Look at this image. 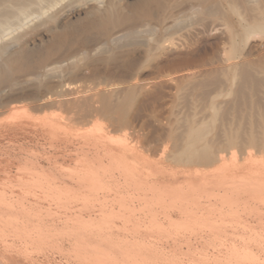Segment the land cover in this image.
I'll return each mask as SVG.
<instances>
[{"label":"bare ground","instance_id":"obj_1","mask_svg":"<svg viewBox=\"0 0 264 264\" xmlns=\"http://www.w3.org/2000/svg\"><path fill=\"white\" fill-rule=\"evenodd\" d=\"M173 1L0 0V114L9 113L0 118V264H264V99L256 95L264 82L255 74L264 56L247 58L264 44V0L247 1L257 17L246 0H226L249 21L241 58L227 67L228 99L223 107L212 99L201 126L185 113L193 122L167 129L174 149L133 138L162 96L159 85L86 95L73 88L90 70L131 69L137 41L95 55L90 47L119 25L160 18ZM200 1L202 13L216 15V0ZM226 22L235 38L239 28ZM82 47L81 62L62 63ZM53 59L58 65L46 69ZM58 71L65 75L56 93L48 73ZM197 83L203 92L216 84Z\"/></svg>","mask_w":264,"mask_h":264},{"label":"rangeland","instance_id":"obj_2","mask_svg":"<svg viewBox=\"0 0 264 264\" xmlns=\"http://www.w3.org/2000/svg\"><path fill=\"white\" fill-rule=\"evenodd\" d=\"M120 1L124 5H127V3L130 2V0H120ZM175 1H176V3H175ZM175 1H173L175 4H172L171 8H169L164 13L161 12L162 13L161 16H160V14L158 15V17H160V18L156 19L157 18L156 17L155 19L153 18L154 20L149 19L150 21L149 20L142 21V22L140 21L137 24L132 25L133 27H130V25H119L113 29V31H112L113 35H112L111 39L110 38H104V39L98 41L97 43H95L93 46L90 47V49H89L90 53L92 55H95V54H98L104 48L107 50L108 48L116 47L117 45L127 46V44L129 45V44H132V43L137 41L136 43H134V44H137V48H136L135 52H133V55L131 54V56H132V63L130 65L131 69H127V70L122 69V70H120L121 71L120 73L113 71L112 69L108 71V68L106 70H103L102 72L100 71L99 73H98V70L95 73H92V71L90 70V72H88V71L86 72V75H87V73L88 74L90 73L91 75L90 74L87 76L85 75V77L79 78L73 84V85H76L73 88H77V86L79 88L81 87L80 90H84L82 93L85 95L88 94L89 92L90 93L91 92L92 93L97 92L99 90V88L100 89H103V88L104 89H106V88L111 89V88L115 87V88H119L122 90L124 89V91H121V93H122V92H126L125 89L128 90L130 88V86H133L135 84L136 85L138 84L140 89H142L143 86L145 85L144 86L145 88H143L142 90L147 89L148 87L151 88L150 85H152V84L159 85V87L161 88V92H162L163 97L161 96V98L159 100L155 101V102H157V104L155 102H154L155 104L151 103L150 104L151 106L148 107L149 110L147 109L150 113L146 110L143 113L144 116H141V119L138 120V127L139 128L137 127L138 129L136 128V130H138L137 133H140V135L139 134L137 135V133L133 134V136L136 135L133 137L136 140H137V138H139V140H140V137L143 136L142 137L143 139L142 138L141 139H142V142L144 141V143H146V145H145L146 147L149 143L148 141H150L151 145L148 146L149 148L153 147L152 143L155 144L157 141V143L155 144V147H158V145H160L159 147H161V144H162V147H163V145H166L167 147L169 145L170 147H168V148L174 149V145H173L174 142L172 143L173 139H171V137L169 135L172 136V134H170V133L171 132L173 133L172 129L174 127H176V124H177L178 130H179V126L182 130H184V128H186L188 125V120L190 121L189 123L195 121V123H197V125L195 124L196 126H199V125L201 126V124L198 123L199 119L202 120L203 122L210 121V119L212 117L211 115H213V113H211V111H210L212 109V107L210 108V105L212 106V103H214V100L218 106L222 105V107H223V104H221V103L228 99V97H227L228 87L230 85L231 78L233 79V75H231V72L228 71V69L230 71L232 69V67L230 66L231 67L230 68L229 65H231L230 63L233 62L232 59H235L234 60V62H235V61L240 60V58H241V57H238L239 55H237V53H235V52L242 51L244 49V40H245L244 35L246 34V31H247L246 30L247 22H249V21L246 22L247 19L246 20L244 19L246 17V16L244 17V13L242 14L243 16H241V14H239V13L237 15V14H235L236 12L234 13L233 11H229L231 9L230 8V6H231L230 2L231 1H228L229 3L227 2L228 3L227 4L226 0H224V3H222L223 2L222 0L221 1L219 0L218 2L216 0V3L213 4L216 7V15H213V16L202 13L203 6H202V3L200 0H175ZM247 1L251 3L249 5L254 7V6H256L255 2L258 3V2H260V0H257V1L246 0L244 3V6L246 5V7H245L246 12L249 11L250 14L252 13V15L254 14L253 16H255V13H258V12H256L257 9L255 10L256 7L254 8L255 11H253L252 8H250L252 10H250V9L248 10L249 5H248ZM90 5H96V3L90 2L88 4V6H90ZM85 8H87V7H85ZM224 13H227L226 14L227 17L224 16L225 15ZM229 15L230 16L232 15L233 17L231 16L232 17L231 18ZM241 17H243V19ZM255 17H257V16H255ZM241 19H242V21H241ZM226 20L227 21L230 20L231 22H233L232 24H234V26L237 27L236 30L239 28L237 30V36L235 35V38L233 36L234 34L231 32V29H229L231 23L229 25V23H227ZM243 20H245V21H243ZM242 26H243V28H245L244 30L242 29ZM205 31L206 32L208 31V32L206 33ZM210 32H211V34H210ZM208 33L210 36L208 35ZM120 36H121V38L118 41H116L115 40L116 37H120ZM197 39H199V40L197 41ZM259 39H260L259 37L252 38L249 40V43L252 41H257ZM86 49H85V47L79 48V49L75 50V52L79 51L75 54L73 51L70 52L69 54H67V56L63 57L64 60L62 61V63L65 65L67 62L68 63H70V62H81L80 60L84 56L83 53H86V51H87ZM186 50H187V52H186ZM189 51H192L194 54H195V51H197V53L195 54V56H197V57L196 58H195V56L190 57V54H186V53H189ZM249 52L251 54L249 53V56L247 58L250 57L251 58L250 60H252L253 64L255 62H258V60H260L264 56V44H260L259 46L257 45L254 49L250 50ZM232 53H234V54H232ZM181 54L184 56H186V55H189V56L184 57ZM230 54L233 57H231ZM227 55L230 56L231 59ZM153 56H155V57H153ZM179 56H181V57H179ZM198 56H199V58H198ZM188 57L190 59L192 58V60H189ZM184 58L186 59V61ZM263 60H264V57H263ZM263 60H262V62H263ZM176 62L178 64H175ZM57 63H58L57 60L53 59V61H51L48 64V67L46 69H49L51 67H56V65H58ZM227 67H229V68L227 69ZM225 68H226V70H225ZM255 70H256L255 71L256 76L264 82V70L260 69V68H255ZM261 70H263V71H261ZM226 71H227V73H226ZM41 72H43V70ZM228 73H229V76L227 75ZM54 74H53V72H49L48 76L51 77L52 78L51 80H53V82L55 83V86L53 88H56V93H58V91H60L62 89V88L60 89L59 87L60 86L62 87V84H61L62 81L61 80L65 74L59 73V71L55 72ZM119 74H121V75H119ZM213 74H215V75H213ZM223 75H225V76H223ZM48 76H46V79L48 78ZM227 76H228V78H226ZM32 77L27 76V78H28L27 81H30L31 79L32 80L35 79L34 76H32ZM40 79L44 80L45 78L43 76ZM212 79L215 80L216 84L210 85L209 88H206L205 92H203L200 88H198L197 84H199V83H197V82L201 83L202 81H211ZM228 79H230V81ZM59 80H60V83H59ZM198 80H200V81H198ZM68 81L69 80L67 79L66 82L68 83ZM146 83H147V85H146ZM57 84L58 85L60 84V85L58 86ZM80 84H81V86H80ZM196 85H197V88L199 89V93H197L198 89H195L197 92L195 90L194 91L192 90L193 88L196 87ZM227 85H228V87H227ZM82 86H83V88H82ZM86 86H87V88H86ZM101 86H103V87H101ZM65 87H66V85L63 88H65ZM189 87H192V89H190ZM219 87H221V88H219ZM66 88H68V87H66ZM84 88H86L87 90ZM262 88H260L258 90V92L259 91H261V92H259V93L257 92L256 95H258L263 100L264 94H262V93H264V87H262ZM91 89H92V91H91ZM52 90L55 91V89H52ZM52 90H50V91H52ZM200 91H202L203 92L202 94H204V95H202L200 93ZM52 92L49 93L48 96H51ZM207 92H209V93H207ZM82 93H79V95L82 96L83 95ZM223 93L226 95L224 96ZM53 94H55V92ZM197 94H199V95L201 94L202 96L201 95L199 96ZM75 95L77 96L78 94H74V96ZM85 95H83V96H85ZM205 95H206V97H205ZM211 95H212V97H211ZM74 96L73 95L71 97L68 96V98H72ZM192 96H193V98H192ZM213 96L216 99L213 98ZM199 97H202V99L204 98L203 101L201 99L199 100ZM65 98H67V97H65ZM162 98H164V99H162ZM223 98H225V99H223ZM229 98H230V96H229ZM212 99H214V100L212 101ZM96 100L97 99L95 98L93 102H95L94 103V104H96L95 106H98L99 102H98V100L97 101ZM173 100L175 102H173ZM194 100H195V102H194ZM187 101H189V102H187ZM201 101H202V103H201ZM211 101H212V103H210ZM218 101H220V102H218ZM180 103H181V105H180ZM198 104H199V106H198ZM196 106H198V107H196ZM190 107H191V109H190ZM170 109H172V110H170ZM54 110H55V107L52 111H54ZM74 110H75V108H74ZM74 110H73V114H74ZM201 110H203V111H201ZM49 111H51V110H49ZM187 111H188V113H187ZM193 111H195V112H193ZM75 112L78 113V109ZM212 112H213V109H212ZM228 112H229V114H231L233 112V110H229ZM40 113H42V112H40ZM174 113H176V114H174ZM183 113H184V115H183ZM185 113L189 116L185 115ZM196 113L197 114L199 113V115H201V114L202 115L199 116ZM8 114L9 113L0 114V118L2 119L4 117H6ZM36 114H39V113H36ZM233 114L234 113H232V116L229 115V117L227 115V118L231 120L233 118ZM182 115L184 116V118ZM190 115L192 116V118L190 117ZM207 115H208V117H207ZM186 116L190 117L192 120L193 119L194 120L192 121V120H190V118L187 120ZM195 116H198V117H195ZM159 117H160V119H159ZM144 118L146 121L145 124H144V121L141 122V120H144ZM208 118H210V119H208ZM183 119H186V120H183ZM228 119L226 121H228ZM200 120H199V122H201ZM186 122H187V125L185 126ZM228 123L231 124V122H229V121H228ZM228 123H227V125H228ZM182 124H183V126H181ZM151 125H154V126H151ZM143 128L146 129L147 131L145 132V130ZM148 128H150V129H148ZM177 128H174L175 129L174 131H176ZM220 128L222 129L223 126ZM163 129H164V131H163ZM167 129L169 131L170 130H172V131L169 133V131ZM218 129H219V127H218ZM223 129L225 130V128H223ZM140 130H141V132H139ZM224 130L222 131L219 129L218 131L220 133L221 131L224 132ZM222 132L220 135L223 138ZM142 133H143V135H142ZM144 134H146V135H144ZM154 135L155 136L157 135L156 136L157 138ZM166 135H168L169 137ZM137 136H140V137H137ZM209 136H210V134H209ZM155 138L158 140H156ZM165 138H166V140H165ZM170 144H172V145H170ZM249 146H247L248 147V148H246L247 150L252 148V146L251 147H249ZM254 148H256V147H254ZM234 149H236V148H232V150H234ZM225 150L227 152H228V150L232 151L231 148H227ZM72 164H73V162H72ZM166 164H168L167 168L169 166H174L172 163L171 164L166 163Z\"/></svg>","mask_w":264,"mask_h":264}]
</instances>
